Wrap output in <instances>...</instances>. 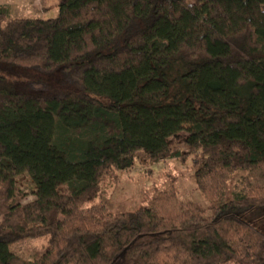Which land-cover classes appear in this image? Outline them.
I'll list each match as a JSON object with an SVG mask.
<instances>
[{
  "label": "trees",
  "instance_id": "16d2710c",
  "mask_svg": "<svg viewBox=\"0 0 264 264\" xmlns=\"http://www.w3.org/2000/svg\"><path fill=\"white\" fill-rule=\"evenodd\" d=\"M54 7L13 19L0 4V67L78 85L34 92L0 76V264H264V0ZM181 131L209 212L160 198L105 210L100 181L139 151L179 158L169 140ZM41 231L31 259L10 251Z\"/></svg>",
  "mask_w": 264,
  "mask_h": 264
},
{
  "label": "rangeland",
  "instance_id": "374dc122",
  "mask_svg": "<svg viewBox=\"0 0 264 264\" xmlns=\"http://www.w3.org/2000/svg\"><path fill=\"white\" fill-rule=\"evenodd\" d=\"M0 4L8 6L9 16L13 19H50L58 13L54 7L56 0H0ZM0 76L21 90L48 91V86H57L58 90L63 91L78 89L77 83L67 81L60 74L40 75L30 70L24 73L21 69L13 70L4 66L0 67ZM185 137L186 133L181 131L169 140L171 150L180 152L179 158L152 161L146 153L139 151L131 168L114 171L104 177L100 181V197L104 202V209L112 214L132 213L156 204L160 198L162 204L175 200L197 205L209 212L210 200L208 194L201 191L197 185L192 166L193 154L184 142ZM240 176L241 174L231 176L227 193L232 191ZM15 184L25 194L23 203L34 199V187L26 171L15 176ZM97 202L98 199L94 201ZM48 240L49 235L41 231L40 235L12 244L10 251L22 258L31 259L34 249L45 245Z\"/></svg>",
  "mask_w": 264,
  "mask_h": 264
}]
</instances>
